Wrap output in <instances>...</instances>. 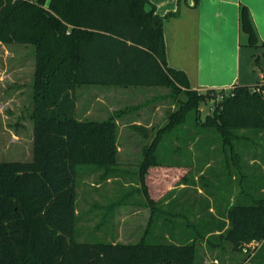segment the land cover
I'll use <instances>...</instances> for the list:
<instances>
[{
  "label": "trees",
  "instance_id": "1",
  "mask_svg": "<svg viewBox=\"0 0 264 264\" xmlns=\"http://www.w3.org/2000/svg\"><path fill=\"white\" fill-rule=\"evenodd\" d=\"M178 12L162 16L150 0H0V43L29 45L35 59L33 157L0 160V264H196L198 241L211 240L209 229H198L204 220L181 214L179 221L161 213L162 202L175 187L155 198L147 176L154 168L186 167L178 183L187 182L193 167L184 162L194 155L199 173L202 160L214 158L230 169L228 151L247 150L251 139L264 137V82L255 85L261 91L249 85L193 88L187 73L170 66L167 57L165 21ZM240 23L247 46L261 49L254 63L264 73V41L244 4ZM82 86L166 87L167 97L177 105L161 126L132 125L144 130L147 140L135 173L152 211L159 210L137 242L76 240L78 167L95 175L98 184L124 175L118 166L117 119L140 108L128 105L104 120H80L77 91ZM217 95L223 98L202 119V104ZM191 112L195 116L188 117ZM255 155L264 163V144ZM232 157L235 170L241 169L236 152ZM207 175L203 171L195 182L212 193ZM255 183L243 185L240 193L246 198L227 206L228 227L225 220H217L210 231H221L217 238L227 239L235 249L253 240L264 243V173ZM133 190L140 192L136 186ZM160 214L168 218L170 236L155 242L150 237H155ZM177 226L183 230L176 233ZM251 257V263H257L258 255Z\"/></svg>",
  "mask_w": 264,
  "mask_h": 264
},
{
  "label": "crops",
  "instance_id": "2",
  "mask_svg": "<svg viewBox=\"0 0 264 264\" xmlns=\"http://www.w3.org/2000/svg\"><path fill=\"white\" fill-rule=\"evenodd\" d=\"M150 1L156 6V12L162 16L179 10L177 14L169 16L165 21L167 57L170 66L184 70L187 73L193 88L199 91H206L208 89H230L235 85H249L253 87L258 82L264 81V73L261 69L260 71L257 69L254 58L248 66L245 67L243 65V51L245 47L249 46L246 44L247 38L241 30L240 23L241 6L244 4L250 9L260 40L264 41V0H199L198 3H196V0ZM252 56L254 57V54ZM86 88H95L97 90L98 95L96 99L104 104V117L79 118L77 101V117L80 120H104L108 118L116 111L126 107L121 106V98L122 96H128V92H130L137 99V102L134 104L139 105L140 108L117 119L118 136L121 122H124L123 125L129 126V132L133 137H137L141 133L143 139H145L144 134L146 132L133 128V124H142L148 128L158 126L156 125L157 113L162 107L160 103L163 102V99L157 98L159 95H154L153 93L163 89V87L120 89L115 86H82V89ZM145 93L150 94L147 97H143ZM148 100H152V102L142 105V103ZM84 115L86 116L87 114ZM146 141L143 146L146 144ZM136 152V150L130 151L131 156L127 163L134 164L137 167L135 171L138 170L140 161L143 158V147L140 151ZM233 152H236L237 156H239L235 158L237 164L241 163L239 164L241 168L239 170L234 169V165H232L234 160H230V169L229 167L223 169V166L228 165H224L222 159L214 158L207 161L202 160V171L199 173L194 169L198 164L195 155L186 161L183 160L185 161L184 163L193 167V176L187 182L180 184L177 182L174 186L173 194L161 204V208L163 207L161 213L171 216L172 219L176 218L181 221L183 220L181 214H187L192 221L204 220L202 224L198 223V229L203 231L209 229L207 236L211 240H207L206 238L199 240L198 246L203 243L207 244L213 252L224 249L222 261L226 258V253H229L227 261L224 259V264H231V262H227L233 260V258H237L235 256L232 257V247L229 248L228 246V244H232L225 238H221V240L217 238L222 233L221 231H210L213 228L216 229L217 220H225V228L228 227L227 206H231L236 200L245 199L246 195L240 193L241 189H243L242 186L250 184V181L252 185L257 186L258 184L255 183V180L257 182L258 176L264 173V163L255 155V153H259L257 149L246 150L241 148L228 151L231 155H233ZM118 164L120 165L119 152ZM203 164L206 165L202 166ZM210 167H213V169ZM159 168L167 169L168 167ZM171 169L179 171L180 177L188 171L186 167H174ZM122 170L124 172L129 171L127 169ZM203 171L208 174L206 186L212 189V193L208 192L200 182H195ZM113 179L117 178H110L107 182H112ZM136 187L140 188V186ZM217 187L220 188L218 189ZM136 200L144 201L146 204L143 206L148 204L147 199L144 200L142 198L132 199L126 204H137ZM218 209L220 210L218 211ZM157 211L158 209L155 208L153 213ZM221 211L225 215L222 216ZM153 218L152 216L150 222ZM181 230H183L182 226L176 227V233ZM166 236H170V233H166ZM255 255H258L257 263H251L248 260L250 258H247L244 262L243 259L238 262L240 264H264V243L251 258H254ZM214 259L221 261L218 254H214Z\"/></svg>",
  "mask_w": 264,
  "mask_h": 264
},
{
  "label": "rangeland",
  "instance_id": "3",
  "mask_svg": "<svg viewBox=\"0 0 264 264\" xmlns=\"http://www.w3.org/2000/svg\"><path fill=\"white\" fill-rule=\"evenodd\" d=\"M243 54V65L246 67L253 61L254 57L252 54L254 56L261 55V49L245 47ZM34 64L35 59L31 46L19 43H0V160L27 161L33 157V120L30 114L33 103ZM257 69L260 71L261 67L257 66ZM119 88L126 89L123 87ZM140 89L147 88L141 87ZM77 93L79 118L104 117V104L96 99L98 93L95 88L82 89L80 87ZM168 93L169 88L166 87L153 93L154 95L158 94L159 99H163V102L160 103L162 107L157 113L156 125L158 126L165 123L168 119V114L177 108L174 101L167 97ZM149 94L145 93L143 97H147ZM134 96L130 92H128V96H122L121 106L136 103L137 99ZM222 98L223 95H217L213 100L202 104V119L214 111L215 105ZM84 114L87 115L85 116ZM191 116H195L193 112L188 115V117ZM123 124L124 122L120 123L118 136L119 166L129 171L125 172L124 175L121 174L120 178L113 179L112 182L103 180L100 181L101 184H98L97 182L99 181L95 175L85 174L84 166L78 167L77 206L80 212L76 234V240L78 241L109 242L119 240L137 242L149 229L150 220L153 216L151 205L142 206L134 203H123L132 197V199H147L141 181H139L135 173V168L137 167L134 164H127L131 156L130 151H140L146 140L143 139L141 133H138L139 136L133 137L129 132V126ZM263 144L264 137L255 136L249 141L248 147L249 149L261 151ZM234 148H239V145L235 144ZM229 158L234 160L231 154ZM179 179V171L174 169H152L147 176L149 192L152 196L159 199L169 189L173 188ZM135 180L137 181L132 183ZM135 186H140V192L133 190ZM130 190L132 192L130 196H122L123 192ZM160 216L164 218L154 222L153 233L155 237H150L152 241L165 240L164 236L169 232L166 224L168 221L167 217L161 214ZM219 239L221 240V238ZM261 244L262 242L257 243V241L253 240L244 244L240 249H235L228 244L229 248L232 247L233 250L232 257L235 256L237 258H233L227 263L240 264L238 261L241 259H243V262L246 261L249 256L251 257L256 253ZM206 245L203 243L197 246L196 264H224V259L227 261L229 253H226V258L222 261L224 249L216 251L221 260L218 261L214 259V254L217 255L216 252H213L209 245Z\"/></svg>",
  "mask_w": 264,
  "mask_h": 264
},
{
  "label": "built area",
  "instance_id": "4",
  "mask_svg": "<svg viewBox=\"0 0 264 264\" xmlns=\"http://www.w3.org/2000/svg\"><path fill=\"white\" fill-rule=\"evenodd\" d=\"M252 91H261V86H255V87H253V90Z\"/></svg>",
  "mask_w": 264,
  "mask_h": 264
}]
</instances>
